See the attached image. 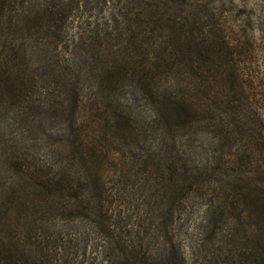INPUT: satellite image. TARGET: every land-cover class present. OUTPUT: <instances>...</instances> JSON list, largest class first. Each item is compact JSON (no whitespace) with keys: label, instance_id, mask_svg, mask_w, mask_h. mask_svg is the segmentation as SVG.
<instances>
[{"label":"rangeland","instance_id":"1","mask_svg":"<svg viewBox=\"0 0 264 264\" xmlns=\"http://www.w3.org/2000/svg\"><path fill=\"white\" fill-rule=\"evenodd\" d=\"M0 264H264V0H0Z\"/></svg>","mask_w":264,"mask_h":264},{"label":"trees","instance_id":"2","mask_svg":"<svg viewBox=\"0 0 264 264\" xmlns=\"http://www.w3.org/2000/svg\"><path fill=\"white\" fill-rule=\"evenodd\" d=\"M10 255V254H9Z\"/></svg>","mask_w":264,"mask_h":264}]
</instances>
